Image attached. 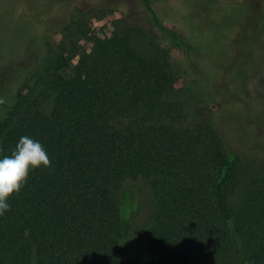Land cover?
<instances>
[{
    "label": "trees",
    "instance_id": "trees-1",
    "mask_svg": "<svg viewBox=\"0 0 264 264\" xmlns=\"http://www.w3.org/2000/svg\"><path fill=\"white\" fill-rule=\"evenodd\" d=\"M113 12L75 7L0 116V157L29 136L50 159L8 199L0 264H264V169L227 150L209 105L176 97L171 48Z\"/></svg>",
    "mask_w": 264,
    "mask_h": 264
},
{
    "label": "rangeland",
    "instance_id": "rangeland-1",
    "mask_svg": "<svg viewBox=\"0 0 264 264\" xmlns=\"http://www.w3.org/2000/svg\"><path fill=\"white\" fill-rule=\"evenodd\" d=\"M151 4L163 24L189 46L175 43L156 25L142 0H0V116L22 81L40 68L46 42L60 40L73 9L106 5L114 9L112 18L130 16L171 48L182 76L176 97L189 108L209 105L227 150L251 172L264 169V0ZM109 23L99 21L97 28ZM129 206L125 197V217ZM127 244L136 252L135 243Z\"/></svg>",
    "mask_w": 264,
    "mask_h": 264
},
{
    "label": "clouds",
    "instance_id": "clouds-1",
    "mask_svg": "<svg viewBox=\"0 0 264 264\" xmlns=\"http://www.w3.org/2000/svg\"><path fill=\"white\" fill-rule=\"evenodd\" d=\"M50 166L43 145L29 136H21L11 155L0 157V216L10 210L9 197L18 193L31 169Z\"/></svg>",
    "mask_w": 264,
    "mask_h": 264
}]
</instances>
